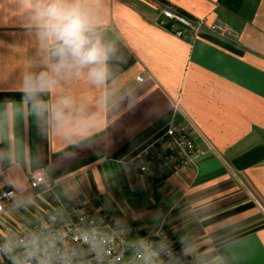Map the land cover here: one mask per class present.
<instances>
[{"label": "crops", "instance_id": "obj_1", "mask_svg": "<svg viewBox=\"0 0 264 264\" xmlns=\"http://www.w3.org/2000/svg\"><path fill=\"white\" fill-rule=\"evenodd\" d=\"M80 3L107 51L101 83L58 68L27 0H0V188L17 191L0 241L6 223L56 205L29 182L44 167L57 202L82 197L127 228L166 226L197 264H264V0ZM169 5L237 36L179 37L160 23ZM173 121L191 123L204 156L155 178L136 156Z\"/></svg>", "mask_w": 264, "mask_h": 264}, {"label": "built area", "instance_id": "obj_2", "mask_svg": "<svg viewBox=\"0 0 264 264\" xmlns=\"http://www.w3.org/2000/svg\"><path fill=\"white\" fill-rule=\"evenodd\" d=\"M160 23L190 41L206 27L223 37L237 36L227 22L207 25L205 19L189 17L174 5L162 10ZM203 156L191 123L173 121L136 158L141 160V170L156 178L173 166H196ZM29 182L56 205L39 221L22 227L4 225L0 256L10 258V264H197L166 226L127 228L114 222L108 212L93 210L82 197L57 202L56 182L44 167L31 170ZM16 195L15 189L0 188V213L12 206Z\"/></svg>", "mask_w": 264, "mask_h": 264}, {"label": "clouds", "instance_id": "obj_3", "mask_svg": "<svg viewBox=\"0 0 264 264\" xmlns=\"http://www.w3.org/2000/svg\"><path fill=\"white\" fill-rule=\"evenodd\" d=\"M34 9L33 19L42 35L54 44L59 57L58 68H75L101 83L106 78L107 51L99 40L90 36L91 25L80 0H27ZM68 101H64L67 105ZM53 118L61 119L59 112Z\"/></svg>", "mask_w": 264, "mask_h": 264}]
</instances>
